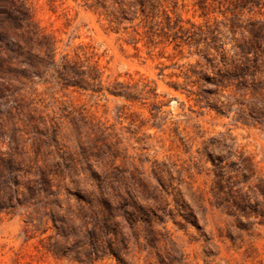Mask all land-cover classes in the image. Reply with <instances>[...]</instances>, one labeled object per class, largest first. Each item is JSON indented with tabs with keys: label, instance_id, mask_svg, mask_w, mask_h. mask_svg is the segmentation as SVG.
I'll list each match as a JSON object with an SVG mask.
<instances>
[{
	"label": "rangeland",
	"instance_id": "rangeland-1",
	"mask_svg": "<svg viewBox=\"0 0 264 264\" xmlns=\"http://www.w3.org/2000/svg\"><path fill=\"white\" fill-rule=\"evenodd\" d=\"M0 264H264V0H0Z\"/></svg>",
	"mask_w": 264,
	"mask_h": 264
},
{
	"label": "trees",
	"instance_id": "trees-1",
	"mask_svg": "<svg viewBox=\"0 0 264 264\" xmlns=\"http://www.w3.org/2000/svg\"><path fill=\"white\" fill-rule=\"evenodd\" d=\"M251 33L254 35V37L257 35V34H259V30L258 29H252L251 30Z\"/></svg>",
	"mask_w": 264,
	"mask_h": 264
}]
</instances>
